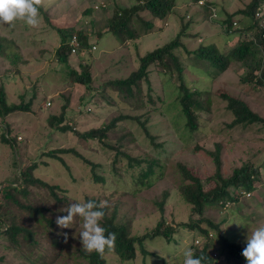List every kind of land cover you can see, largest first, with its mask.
<instances>
[{"label":"rangeland","instance_id":"374dc122","mask_svg":"<svg viewBox=\"0 0 264 264\" xmlns=\"http://www.w3.org/2000/svg\"><path fill=\"white\" fill-rule=\"evenodd\" d=\"M136 1L44 0L42 7L50 23L46 21L44 14L40 13V24L35 28L27 26L23 21H16L12 25L0 24V42H5V45L9 43L8 52H12L14 57L17 56L16 62L0 57V88H5L10 104L27 105L32 102L29 105L30 110L13 112L3 120L4 122L0 118V201L3 200L6 187L21 184L20 169L37 164L38 168L34 171V175L50 185L60 186L66 190L68 200L66 203H58L48 190L33 187L30 188L27 197L21 198L26 204L46 208V217L56 222L57 216L67 215L66 208L77 202L76 198L79 202H85L87 196L96 199L99 203L105 201L109 211H116L117 223L129 227L132 235L142 236L152 230L161 219L162 213L157 203L164 200V193H169L163 211L166 224L176 226L190 219L191 206L185 203L180 194V185L184 180L179 170L180 165L197 178L207 180L215 172L214 162L207 151H213L217 143L221 144L224 176L231 175L236 167H241L243 164L259 163L264 160V123L227 127L233 117L226 108V102L221 98L224 92L241 98L255 113L264 118V86L254 89L252 85H243L241 79L244 69L236 62L217 76L209 72L210 65L207 62L191 59L188 63L193 66L187 71L189 83L202 92L200 97L202 103L209 104L207 109L199 111L200 128L196 133L189 134L184 130L183 123H176L179 105L174 108L172 104L177 99L178 91L171 84L172 81H167V77L161 73L162 69L158 67L151 69L150 84L142 83L144 94H149L156 104L148 102L146 97L145 109H132L130 107L133 98L122 90L114 93L117 101L121 99L122 103L118 104L121 110L118 107L109 109L105 107L106 104H102L95 115L80 114L82 120L78 118L76 124L79 132L99 128L119 114H129L134 118L140 116L142 121L149 119L147 126L150 134L155 137L154 142L145 135L136 120L123 122L116 132L107 135L106 140L116 149L126 151L133 156L155 159L161 165V167L159 164L155 166L160 178L152 187L144 189L143 193L140 191L136 196L131 193L132 187L136 186L132 177L121 169H114L112 165L114 150L103 147L98 141L81 139L73 132L62 134L52 130L49 120L52 115H58L62 111L63 97L69 99V109L79 110V97L85 92V87L74 84L67 76V68L57 62L55 53L60 45V37L55 27L84 29L90 34L88 22L93 20L94 30H103L107 20L114 16L116 7L131 6ZM212 1L216 6L222 7L217 9L216 14L213 12L210 21L222 18L223 15L220 14L225 15L226 11L232 13L243 9L252 0ZM101 2L107 7L102 8ZM202 5L203 1L197 6L189 7L180 1L175 13L136 40L110 38V35L102 39L92 55L97 58L95 66L93 65L94 87L98 88L108 79L125 78L136 70L139 56L168 43L179 33L181 18L184 16V22L191 18L197 22L192 25L190 33H198V38L185 41L190 49L197 48L201 42L216 43L219 48L234 45L232 41L236 36L238 37L236 32L230 33L218 22L204 21L205 11ZM96 6L99 8L97 9ZM88 10H91L90 15L86 14ZM261 10V26H264V4ZM248 21L243 19L240 28L243 29L242 26L248 25L250 23ZM137 28L140 30L139 27ZM249 32L240 34V38L251 39L254 32ZM258 51L260 52V48ZM86 59L89 60L88 57ZM69 62L77 71H80L78 65L80 62L87 63L85 60L78 62L75 56H71ZM105 69L109 71L106 72ZM49 102L51 105L47 106ZM91 106L92 104L88 109ZM144 114H148V117L143 116ZM1 127L4 131L8 128L10 134L7 135L12 140L17 139L20 142L22 155L19 153L20 155L17 156V170L13 168L11 146L1 140L3 132ZM121 128L123 129L120 130ZM62 149L76 150L90 161L100 164L95 168V173L104 177L107 183L96 184L90 167L72 153L58 154L66 161V165L46 156L51 150ZM104 154H107L106 157ZM262 174V179L256 182V190L251 195L242 197L240 204L229 203L220 208L218 203H215L206 209L207 217L214 223H220L222 233L230 240L238 243L246 242L251 232L264 226V169ZM60 196L62 197L61 194ZM11 211L21 219L28 218L34 223V219H30L28 213L16 207ZM82 224V219L77 217L71 225L72 228L62 229V233L68 234V240L65 243L64 236L61 235L62 241L57 257L52 255V249L49 248L50 239L44 236L37 238L41 241V254H33L32 261L5 247L6 245L1 246L0 256L4 257L2 264L22 262L83 264L78 253L79 249H83L79 238L83 230ZM44 226L45 224L37 222L36 230ZM199 239L198 232L179 228L171 243H166L159 237L147 240L143 245L145 251L150 253L143 255L141 249L137 247L136 259L124 264H183L184 252L189 249L193 240ZM204 241V239L199 240L198 248L203 247ZM220 246L218 238L214 237L210 254L215 259V264H229ZM108 257L111 263L122 264L116 255L112 254Z\"/></svg>","mask_w":264,"mask_h":264},{"label":"trees","instance_id":"16d2710c","mask_svg":"<svg viewBox=\"0 0 264 264\" xmlns=\"http://www.w3.org/2000/svg\"><path fill=\"white\" fill-rule=\"evenodd\" d=\"M180 1L189 7L197 6L199 2L203 1L202 6L205 11L204 21L218 22L227 31H230V33L234 34L233 32H236L238 37L236 36L232 41L235 44H230L228 48L226 46L219 48L216 43L203 44L201 42L197 48L190 49L185 41L191 38L194 40L198 38V33H190L192 25L197 22L191 17L190 20L184 22V16L181 18L182 24L179 33L168 43L147 52L143 56H139L136 70H133L125 78L108 79L102 82L103 84L98 88L94 87L93 69L97 58L92 55L96 51L99 42L109 35L111 36L110 38H125L126 41H133L138 39V37L140 38L144 33L153 30L162 21L167 20L172 13H175V9ZM263 4L264 0H252L243 9L232 13L226 11L225 15L220 14V16L223 15L222 18H215L210 21L213 12L216 14L217 9L222 7L216 6V3L212 0H137L131 6L116 7L114 16L107 20L106 27L103 30L95 31L93 20L88 22L90 26L88 31L91 32L90 34L85 32L84 29L72 27L60 29L55 27L60 37V45L55 53L57 62L60 66L67 68V76L74 84L85 87V92L79 97V110L78 108L69 109L70 101L63 97L64 104L62 111L58 115H52L49 120L52 130L62 134L73 132L81 139L98 141L103 147L114 150L112 160L114 169H121L125 174L132 177V180L136 183V186H133L131 190L133 195L136 196L140 191L143 193L144 189L152 187L155 181L160 178V175L155 171V166L159 163L155 159L133 156L126 151L116 149L108 144L106 140L107 135L110 132H116L123 122L136 120L143 128L145 135L154 142L155 137L150 134L147 126L149 119L142 121L140 116H135L134 118L129 114H119V116L99 128L79 132L76 129V124H78V118L82 120V115L80 114L88 113L95 115L100 110L98 107L103 106L102 104H106L105 107L109 109L118 107L121 110L122 108L118 105L122 103L120 102L121 99L119 98L117 101L114 93L117 91L122 92V90L128 92L133 98L130 107L132 109H145L147 107V105L145 106L146 97L148 102L153 105L156 104L149 94H144L142 83L147 82L150 84L151 69L158 67L162 69L161 73L167 77V81H172L173 83L171 84L178 91L177 99L172 104L174 108H177L179 105L177 108L179 113L176 123H183L184 130L188 131L189 134L198 132L200 128L199 111L207 109L209 104L202 103L200 99L202 92L193 88L189 83L187 71L193 66L188 63L191 59L207 62L210 65L209 72L217 76L225 72L233 62H236L244 69V74L241 79L243 85H252L254 89L264 86V26H261L262 17H260ZM90 11H86V14L90 15ZM40 13L44 14L46 21L50 23L43 7L40 8ZM243 19L249 20L248 22L250 23L244 27L242 26L243 29H241L240 25ZM246 31L254 32L251 39L240 38V34ZM74 36L78 39L80 45L77 52L72 54V47H70L69 42ZM4 43L0 42V57L16 62L15 58L17 56L14 57L12 52H8L10 47L8 45L9 43L7 45ZM259 48L260 52L258 51ZM71 56H75L78 62L83 60L87 62H80L78 64L80 71L70 66L69 61ZM87 57L89 60L86 59ZM105 70L106 72L109 71L108 69ZM221 98L226 102V108L233 117L232 121L227 124L228 128L264 123V118L255 113L241 98L227 92L222 93ZM31 103L27 105H23L22 103L10 104L7 100L5 88H0V118L2 121L13 112L30 110L29 105ZM90 104L92 106L88 109ZM143 116L148 117V114H144ZM2 131L1 140L11 146L13 150L11 160L13 161V168L17 170L18 164L16 159L18 155H22L21 148H19L20 142L17 139L12 140L7 135L10 134L8 128L5 131L2 129ZM221 152V144L219 143L216 144L213 151H207V154L212 158L215 165V172L207 180L197 178L183 165L179 166L180 173L184 178L180 185V194L185 203L191 206L190 219L187 222L179 223L176 226L166 224L167 221L163 211L164 203L169 193H164V200L157 203L162 213L161 219L152 230L142 236L132 235L129 227L116 222V211H109L105 207L103 209L105 217L101 221V224L107 229V232L116 234L115 245L111 250L106 249L103 257L95 252L88 253L85 249H79L78 253L83 260V264H114L109 261L108 257L112 254L116 255L122 264L133 261L138 254L137 247L141 249L143 255L150 253L145 251L146 249L143 245L145 241L159 237L166 241V243H171L179 228L190 232H198L199 238L205 240L201 248H198L194 242L195 240H193L192 245L189 247L197 257H204L203 264H215V259L210 254V247L213 244L214 237L216 239L218 238L219 244H221L220 248L229 264H247L246 259L242 255L243 249L246 247V242L238 243L230 240V238L222 233L221 224L214 223L207 217L206 209L209 205L215 203H218L220 208L229 203L232 205L240 204L242 197H245L246 194L251 195L256 190V182L262 179L264 160L259 163L248 162L241 167H236L231 175L224 176L222 174ZM70 153L80 158L85 165L90 167L96 184L101 183L104 185L107 183L104 177L95 173V168L100 164L90 161L76 150H51L49 153H46V156L57 161L59 160L66 165V161L62 157H59L58 154ZM106 155L104 154L105 157ZM37 168L38 165L34 164L32 166H24L23 169H20L21 184L6 187L4 189L3 200L0 201V248L6 245L5 247L18 252L23 258L29 260H31L33 254H41L40 249L42 245L40 247L41 241L37 240V238L40 239L44 236L50 239L49 244L51 247L49 246V248L52 249V255L57 257L62 241L60 233L63 231L57 227L53 219L46 217V208L31 206L26 204L21 198L27 197L30 193V188L36 187L48 190L49 194L58 203H66L68 200L66 190L60 186L50 185L34 175V171ZM209 184L212 185L209 187ZM76 200L79 202L77 198ZM88 200H95L99 203L96 199L86 196L85 202ZM13 207L28 213V217L34 219V223H31L28 218L23 220L17 214H12L11 210ZM36 215L39 217L36 218ZM196 216L198 218H195ZM37 222L45 224V226L40 230H36ZM3 262L4 257L0 256V264ZM20 264L24 263L22 262Z\"/></svg>","mask_w":264,"mask_h":264},{"label":"clouds","instance_id":"9594fccd","mask_svg":"<svg viewBox=\"0 0 264 264\" xmlns=\"http://www.w3.org/2000/svg\"><path fill=\"white\" fill-rule=\"evenodd\" d=\"M43 2L44 0H0V24L12 25L16 21H23L31 28L38 27ZM105 207V201L97 203L95 200H88L72 203L65 210L67 215L57 216L56 224L61 229H68L72 228L71 225L77 217L81 218L83 230L79 238L82 248L88 253L95 252L103 257L106 249H113L116 241V234L107 232L101 224L105 217L103 210ZM60 234L64 236L66 243L68 234ZM242 255L247 264H264V226L256 228L249 234ZM203 262L204 257H197L192 249L184 252L183 264H203Z\"/></svg>","mask_w":264,"mask_h":264},{"label":"built area","instance_id":"2783aa9c","mask_svg":"<svg viewBox=\"0 0 264 264\" xmlns=\"http://www.w3.org/2000/svg\"><path fill=\"white\" fill-rule=\"evenodd\" d=\"M100 6H102V8L107 7V6L105 5L104 2H101V3H100ZM96 8L98 9L99 6H96ZM69 45H70V47H72V54H75V53L77 52L78 48H79L80 43H79L78 39L74 36V37L70 40ZM50 105H51V103L49 102V103L47 104V106H50ZM247 195H249V194H247ZM195 243L198 244L199 241H198V240H195Z\"/></svg>","mask_w":264,"mask_h":264}]
</instances>
